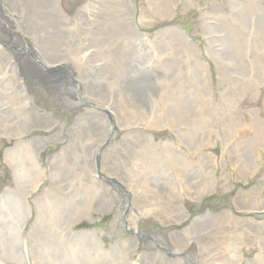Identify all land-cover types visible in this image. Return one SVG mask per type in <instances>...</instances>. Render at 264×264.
Segmentation results:
<instances>
[{
    "label": "bare ground",
    "instance_id": "bare-ground-1",
    "mask_svg": "<svg viewBox=\"0 0 264 264\" xmlns=\"http://www.w3.org/2000/svg\"><path fill=\"white\" fill-rule=\"evenodd\" d=\"M72 1H69L70 5ZM181 1V11L186 12V3L192 0H148L147 4L141 0H74L77 6L73 12L68 7V2L67 7L64 6V0H0V73L6 78V85L0 83V96L10 97L17 109L14 115L20 118L19 125L27 133L36 128L46 130L28 139L34 150L40 146V151L36 149L34 152L35 164H31L34 177L38 176L41 180L44 172L38 162L39 153L44 146L50 144L51 140L54 143L55 139H61L65 143L61 150L54 153V157H50L48 165L53 169L50 170L49 187H43L37 194V202L43 205L42 210L48 211L55 206L51 209L57 211L61 208L60 204L70 207L72 203L64 199L67 196L81 204L83 196L75 187L83 185L90 189L91 182H94L95 178L91 177L94 168L91 165H83L79 174L76 173L77 165L74 168L58 165L60 170L52 165L55 160H59L58 155L66 146L70 144L69 147L75 149L79 141L97 142V158L99 155L103 159L115 155L117 161L121 157L120 148L132 146L139 153L141 161H145V165L123 167L116 162L108 166H111L112 172L113 168L115 171L120 170L123 176L128 175L125 172L135 173L138 179L135 191L129 192V188L119 182L122 180L120 176L117 180L104 176L100 166L103 171L108 172L107 166L99 163L94 165L103 181L113 185L102 182L109 187L98 192L103 199L95 206L102 208L99 212L113 214L109 235L120 237L121 231L127 228L131 235L127 239L135 247L144 243V247L158 249L152 253L142 251L140 255L144 264H149V256H157L159 264H184V260L189 264H202L200 260L196 263L193 256L185 254L186 251L183 250L192 242L196 243L197 256L203 258V264H241L243 246L258 249L254 256L248 257L247 264H264V219L254 220L250 215L236 218L234 211L230 209L218 212L206 209L201 215L196 214L192 218L193 214H190L186 206V201L201 200L215 191L219 182L220 187L228 188L230 176L226 169L217 167L216 155L210 150L217 140V136H212V133H217L221 138V154L227 152V158L232 160L238 173L245 179L244 184H247L248 177L260 170V152L264 149V116L259 108H253L248 110L249 116L246 119L242 105L248 96L256 99L263 93L264 0H226V4L218 0H206L212 13L218 17L216 27L221 34V54L236 65L233 83L238 97L233 90L221 88L226 74L218 67L215 68L218 77L216 94L212 66L202 59L199 48L188 41L177 27L165 28L160 24L161 20L176 14V7ZM153 2L158 4L154 6ZM9 9L13 14L16 12L17 16H13ZM210 10L202 8L204 13H209ZM228 18H236L234 22L242 25V31L236 30L228 22ZM15 23H18L19 29L14 26ZM157 24L161 27L155 29ZM39 25L41 27H37ZM37 28L45 30L46 35L40 37L35 34ZM68 28L74 31L71 37L64 36V30ZM250 28L258 31L253 51H249L246 40V30ZM65 40H69V43L66 44ZM31 41L41 45L44 57L51 62V67L46 68L42 64L45 61L32 49ZM91 56L95 60L96 56L101 58L102 63L96 65ZM155 73L173 81V96L163 88L159 78L158 81L154 80ZM120 81L131 92H128L127 100L118 96L114 90ZM28 84L34 88L40 86L46 93L57 96L66 111L74 113V122L70 124L67 120H61L55 110L37 106ZM97 94L105 97L106 102ZM131 95L141 100L142 106L146 108L150 102H144L145 99L150 95L154 97L150 106L161 113H153L156 129L172 127L178 130L183 143L193 148L191 157L194 161L203 162L209 167L206 178L196 174L194 167L186 165V162L173 167L175 161L183 162V158L176 154L171 142L156 141L150 132H145L149 136L139 139L126 136L127 139L135 137L142 142L135 145L134 142L126 141V138L117 139L116 128L119 126L113 119L114 100L118 97L121 104L119 106L124 113L120 126L124 128L122 130H127L128 124L135 118L132 108L128 106L132 102L129 100ZM3 107L4 105L0 106V109ZM76 110L79 112L76 113ZM170 110L176 119H165L166 111ZM7 115L5 113L3 118ZM128 131L131 132H126ZM247 131L249 135L245 136ZM18 143L8 150L14 149ZM179 154L185 157L183 153ZM79 156L82 163H91L88 154ZM28 160L31 162L29 158ZM221 165H224V161ZM86 167L92 170L86 172ZM217 169L221 171L219 175L216 174ZM66 170L70 175H66ZM172 171L175 174L182 171L189 177L192 182L188 191L184 192L181 186L174 184ZM32 175L29 173L30 179ZM43 176L42 179H45V172ZM96 180L99 183L98 178ZM123 183H126V179ZM12 186L11 182H4L2 185L0 181V193L8 194ZM263 190L264 176L249 188L242 186L238 189L233 200L234 206L238 210L262 209ZM18 199L16 197L13 201L19 202ZM87 208L81 210L82 214L78 217H90V221H93L94 215L87 214ZM13 212L0 217V226L4 227L0 229V264H14L12 258L15 257L11 252L15 250L16 233L24 220L20 218L12 221V218H17ZM57 220L58 218L54 223ZM148 220L158 221L168 228L173 224L183 223L184 227L181 229L168 232L176 244L184 241L182 248L172 247L162 235L142 227V223ZM48 225L50 224L47 223ZM118 227L120 233H116ZM85 231L92 232L97 240H101L102 230L97 226ZM78 255L79 264H117L115 254H98L97 259H89L88 253L83 251ZM72 260L74 259L62 254L54 256V261L58 264H71Z\"/></svg>",
    "mask_w": 264,
    "mask_h": 264
},
{
    "label": "rangeland",
    "instance_id": "rangeland-1",
    "mask_svg": "<svg viewBox=\"0 0 264 264\" xmlns=\"http://www.w3.org/2000/svg\"><path fill=\"white\" fill-rule=\"evenodd\" d=\"M69 1L71 2V0ZM69 1L64 0V6H66V2H68V7L72 9L73 12L75 9L74 7L77 6V3L73 2V0L71 6L69 4ZM141 1L144 4L148 3V0ZM219 1H222L224 4H226V0H218V2ZM153 4L154 6H156L158 3L155 5V3L153 2ZM182 4L183 3L181 1V3L177 5L176 14L173 17L161 20L160 24L162 26L164 25L165 28H169L172 26L177 27V29H179L184 34L185 38L188 39V41L199 48L202 59L207 61V63L210 62L209 64H211L212 66L211 69L213 85L216 94L218 93V77L217 71L215 70L216 67L224 70L226 74L225 79L223 80L224 85H221V88L226 87L230 90H233L234 92L235 83H233V80L235 76L234 72L236 70V65L228 57L221 54L220 47H222V43L219 40L221 34L219 32L220 29H217L216 27V20L218 18L217 15L212 13V11L210 10V5L206 3V0L189 1L188 3H186V6L188 8L186 12H183V10L181 11ZM202 8H204L205 10L206 8H208V11L210 10V12L204 13V11L202 12ZM10 12L12 13L11 10ZM13 16H17L16 12L13 14ZM235 19L236 18H228L227 20L236 30L242 31V25H240L239 22H234ZM75 23L78 24L76 21ZM161 25L157 24L155 29L161 27ZM14 26L19 29L18 23H15ZM37 27L41 26L39 25ZM64 31V36L66 37H71L74 33V31L70 28L65 29ZM246 31L247 47L249 51H253L258 31L255 28H250ZM34 33H37L40 37H44L47 32H45V30H43L42 28H37ZM68 41L69 40H65L66 44L69 43ZM30 43L31 45H33L32 49L41 59L45 61L46 67H51V62L47 61V59H45L44 57V52L41 49V45L33 43V41H31ZM75 44H77V42ZM7 50L10 51L12 49L7 47ZM91 59L96 63V65L97 63H102L101 58H98L97 56L96 60L94 56H91ZM4 69H6V64L4 65ZM153 76L155 81H158V78L162 81L163 88H165L168 94H170L171 96L174 95L171 86L173 84V81H171L169 77L167 78L165 76L164 78H161L156 73ZM120 82L121 83L116 88H114L113 85V88L117 92L118 96L120 95L121 98L127 100V94H129L128 92L130 91L127 86L123 85V81ZM0 83H2L3 86L6 85V78L1 73ZM28 87L33 91L37 106L42 109L45 108L55 110L57 117L61 120H67V122L70 124L74 122V113L72 114L70 111H66L65 107L58 101L57 96H55L54 94L46 93L40 86L34 88L31 84H28ZM235 95L237 97L239 96V94L236 93ZM96 96L101 97L106 102L105 97H102L99 94H97ZM132 97V95L129 97V100L132 102L130 103L128 101V103H130L128 106L130 107V109L132 108L135 118L134 120H132V122H130V124H128L129 127H127V130H130V133L129 131L126 132L127 130H122L124 128L120 126V123H123L124 113H122L119 106L121 104L118 101V97L116 100H114L113 119L116 120L119 126V128H116L117 139L120 140L122 138H126V136H135L139 139L140 137L149 136L147 133L150 132V134L152 133L156 141L161 140L164 142H171L176 150V154L183 158V162H181V160L175 161L173 167H175V165H184V162H186V165H191L194 167L196 174H198L202 178H206L207 174L209 173V167L203 162L194 161L193 157H191V151H193V148H190L187 144L183 143V137L178 130L172 127L161 128L160 130L156 129L157 126L155 124L153 113L159 115H161V113H158L157 109H153L150 106L153 104L154 97L150 95L145 99L144 102H150L148 108L142 106L141 100ZM27 103L30 105L32 104L31 101H27ZM3 105L4 107L0 109V181L2 185L4 182H11L13 186L8 194L6 193L5 195H2L3 193H0V217L3 214H10L14 211L12 214L17 216V218H12V221L20 220V218L24 220L17 233L13 230L17 236L15 237V250L11 252V255L15 257L12 258V262H14V264H58L54 261V256L55 254H62L77 261L75 262L74 260H72L71 264H79L78 254L80 251H83L88 253L89 259H97L98 254H115L114 257L117 261V264H144L143 259L141 258L142 255H140L142 251L148 250L149 253H152L153 250L158 249L152 247H144V243H142V245L138 244L135 247L134 244H131V240L127 239L131 237V235H129L128 233L129 230H126L127 228L121 231L122 234L120 237L116 236L115 234L109 235L108 233L110 232V225L114 219L113 214L99 212L102 208L95 207L103 199L98 192L101 191V189H103L104 187L106 188L109 186H113L105 180L104 181L109 186H106L104 183H102L104 182L103 178L101 177L102 175L98 173L97 167L95 168V166L98 165V163L99 165L107 166L109 169L108 172L103 171L100 166V171L102 172V174L116 180L119 179L120 176L122 180H120L119 182L125 187L129 188V192H132L135 191L138 186V179L135 173H133L132 171L125 172V174L128 175L123 176L120 170L115 171L113 168L112 172L110 168L111 166L108 165H111V163L114 164L116 162H119V165L123 167L129 165H131L132 167H137V165H145V161H141L140 155H138L139 153L137 151L135 152L132 146L131 148H129L128 146L122 147L119 151L121 157L119 158V161H117L115 159V155H109V157H107L106 159H103V157L101 158V155H99V158H97V142L85 141L82 143V141H79L76 143L78 144V146L75 149L73 147H69V144V146H66L63 152L58 155L59 160H55L52 165H56V167L58 165H67L70 168H74V165H77L76 173L78 174L80 173V169L83 170V165H91L92 169L94 168V172H91V177L95 178L93 179L95 183L91 182L90 189L84 187L83 185H78V187H75V189L78 190L77 192H79V194L83 196V202L81 204H78V202H76L73 198L71 199V197L67 196L64 199L66 201H70V204L72 203L71 205L69 204L70 207L65 204H60L61 208L57 211H52L55 206L51 207L52 209L50 208V210L48 211L47 209L42 210L43 205L41 206V204H39V201L37 202V194L43 187H49L50 170L53 169L51 165H48L50 162V157H54V153L57 150H61L63 144L65 143L61 139H55L54 143H52L51 141L53 140H51L49 141L50 144H48L46 147L44 146V149L41 150L40 153L38 152V162H40V165L45 172V179L47 180L42 179L44 178V172H42L41 174V180H39L38 176L37 178L34 177L31 171V164H35V161H33L34 152L39 150L40 146L36 148L37 150H34V147L30 143L31 141L28 139L34 138L37 133L46 130L36 128L30 130L27 133L25 131L26 129L21 128L19 125L20 118L14 115L15 111L17 112V109L15 104L10 101V97L0 96V106ZM253 108H259L262 111V116H264V85L263 93L259 97L255 99L254 97L248 96L246 98V102L242 105V110L244 111L243 113L246 119L249 116L248 110ZM78 112L79 111L76 110V113ZM5 113H8V115L3 118V115ZM166 118L176 119V116L174 115L173 111L170 110L168 112L166 111L165 119ZM160 125H162V122ZM173 126L175 125L173 124ZM244 134L245 136L249 135L248 131ZM211 135L214 137L217 136L215 138L217 139L216 142H214V144L210 148V150L216 155V165H218L217 167L220 169H226L228 175L230 176V178H228V188L223 189L222 187H220L221 182H219V187H217V189L210 194L205 195L201 200L191 199L186 201L187 198H185V201L187 202V210L190 211V214H193L191 217L193 218L196 214L201 215L202 212L206 211V209L217 212L223 209H230L234 211L233 213L236 218H239V216L243 215H250L254 220L264 219V205L260 210L249 208L247 210H238L233 204V200L236 197L238 189H240L242 186L249 188L251 184L258 182L262 178V176H264V149L262 148L260 152V170L254 176L248 177V179L246 180L247 184H244L245 179H243V177L238 173L235 166L233 165L232 160L227 158V152H223L224 156L223 154H221V148L223 147L221 138L218 137L217 133H212ZM135 137H129V139L126 138L125 140L129 143L134 142L133 145H135L137 142H140ZM17 142L19 143L14 149H10L12 151L8 154V152L10 151L8 150V148L13 144H16ZM27 147L31 148L32 150H28ZM179 153H183L185 157L181 156ZM82 154H88V158H90L89 160L91 162L90 164L82 163V159L79 156ZM28 158L31 160V162L28 160ZM223 161L224 165H221ZM86 168V172H89L91 169L88 167ZM177 168L178 170H182L179 167ZM58 170L60 169L58 168ZM220 172L221 171L217 169L216 174L219 175ZM29 173L32 175L31 179L29 177ZM66 175H70L68 174V170H66ZM78 177L82 178V176ZM96 178H98L100 184L98 183ZM171 178L175 185H179L182 187L184 192L190 189L189 186L192 181L188 176L185 175L184 172L177 171V174H175L174 171H172ZM125 179L126 183H123ZM101 184L104 185L101 186ZM67 191L69 190L67 189ZM262 196L264 198V190L262 192ZM16 197H19V202L15 203L13 199ZM120 204L121 202L119 203V205ZM14 206L16 208L12 209V207ZM86 206H88V208ZM84 208H87L89 210L87 214L91 213L92 215H94L93 221H90V217H78L82 214L81 210L83 211ZM52 218L55 220L58 218L57 222L54 223L55 220H52ZM47 223H49L50 225L47 226ZM1 224L2 223H0V225ZM14 224L16 225L17 223L14 222ZM95 226L102 230V235L100 234V241L97 240L96 236L92 232L87 233L85 231L93 230ZM142 227L156 231L159 235H162L166 242L172 247L174 246L181 249L184 244V241L176 244L172 241V238L169 237L168 234L170 230L177 231L178 229L184 227L183 223L173 224L168 228L158 221L148 220L142 223ZM2 228L4 227L0 226V229ZM116 233H120V227H118ZM194 244L196 243L192 242L187 248L183 250L186 251L185 254H190L191 257L193 256V259L196 260V263L197 260H200L203 264V258H199L197 256V248H195ZM257 251V248L251 249V247L243 246L242 252L244 253V255L242 257L241 264H247L248 257L254 256ZM149 259V264H159L160 262V260H157V256H149ZM184 264L189 263L184 260Z\"/></svg>",
    "mask_w": 264,
    "mask_h": 264
},
{
    "label": "water",
    "instance_id": "water-1",
    "mask_svg": "<svg viewBox=\"0 0 264 264\" xmlns=\"http://www.w3.org/2000/svg\"><path fill=\"white\" fill-rule=\"evenodd\" d=\"M44 65V64H43ZM46 67V65H44ZM47 68V67H46Z\"/></svg>",
    "mask_w": 264,
    "mask_h": 264
}]
</instances>
